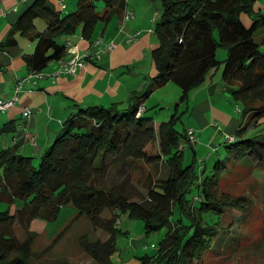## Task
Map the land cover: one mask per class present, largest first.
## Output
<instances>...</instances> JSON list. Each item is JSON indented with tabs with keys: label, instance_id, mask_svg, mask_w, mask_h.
I'll use <instances>...</instances> for the list:
<instances>
[{
	"label": "trees",
	"instance_id": "16d2710c",
	"mask_svg": "<svg viewBox=\"0 0 264 264\" xmlns=\"http://www.w3.org/2000/svg\"><path fill=\"white\" fill-rule=\"evenodd\" d=\"M97 1L78 0L74 11L63 13L51 0H35L0 41V55L18 46V34L26 36L36 45L33 53L23 56L26 66L30 73H42L53 61L69 56V43L63 39L79 28L93 46L112 21L122 22L128 4L103 0L105 9L99 11ZM160 1L161 14L152 27L158 40L151 51L153 85L151 91L133 92L127 111L120 112L117 103L81 107L64 121L61 133L41 153L39 165L23 152L24 131L19 135L13 120L0 121V202L7 204L0 212V264H41L60 238L37 252L31 223L55 221L65 206L107 232L104 240L87 234L78 238L95 264H117L113 255L118 251L121 213L142 220L146 235L165 229L157 251L138 257L135 264H198L226 227L220 222L226 207H244L243 196L214 190L226 162L217 160L209 177L198 174L194 165L185 167L183 142L193 144L188 129L175 127L177 115L157 125L147 115L151 108L142 104L154 88L170 82L180 86V101L188 103L191 92L224 63L223 79L232 86L244 119L226 139L231 142L226 144L227 157L256 160L264 167V132L246 135L264 123V52L255 35L264 28V13L255 9V0ZM244 15L251 18L250 25ZM39 18L44 31L37 28ZM220 48L227 51L225 60L217 57ZM7 135H13V143L4 147L1 140ZM140 156L157 168L154 178L147 176L143 185L147 194L133 175L143 169ZM193 190L198 193L191 195ZM106 212L110 214L105 216ZM211 214L216 217L212 222ZM50 261L72 264L65 257Z\"/></svg>",
	"mask_w": 264,
	"mask_h": 264
},
{
	"label": "rangeland",
	"instance_id": "374dc122",
	"mask_svg": "<svg viewBox=\"0 0 264 264\" xmlns=\"http://www.w3.org/2000/svg\"><path fill=\"white\" fill-rule=\"evenodd\" d=\"M97 5L99 11H104L105 4L103 0L97 1ZM127 5V8L129 7L131 11L137 12L140 17L146 16L150 21L152 20L151 22L154 23L150 28H154L155 22L160 17L162 10V2L160 0H128ZM75 7L71 10L68 8L66 13L74 11ZM41 21L42 25H40L39 30L44 31V21L39 18L35 22H37L39 26ZM136 33L140 32L137 31ZM17 37H19L18 39L30 41V38L20 34H18ZM156 43H158L157 40ZM35 49L36 45L32 46L29 53H33ZM223 52L226 53V50L220 48L218 58L219 55L222 57L221 54H223ZM151 64L153 65L154 62L152 53L148 50L145 52L142 60L133 61V66L130 69L134 67V69L140 71L143 65H147L148 70L142 71L143 73L140 72L143 78L146 74L145 72H148L146 75L150 74L149 70ZM224 68L225 65L223 63L219 69L220 75L223 74ZM142 78H134L132 73L129 75L130 84L136 85L137 82L142 83ZM152 85L153 81L151 79L144 90L151 91ZM191 95L188 103L187 101L181 102V88L173 82L162 87L154 88L150 97L151 103H153L154 106L148 111L147 115H151L157 125L163 121L170 120L173 115H177L178 119L175 127L179 131H184L187 127L193 125L196 128L198 122L202 123L203 117L206 122L205 117H207L210 123L208 130L203 133H196L198 144L193 145L188 142H183L185 146L184 166L194 165L198 174H204L205 177H209L215 172V163L217 160L225 161L228 167L221 172L219 183L214 185L215 192L231 194L232 196H243L244 198L242 200L244 207L241 210L231 206L226 207L225 213L220 219V222L222 221L223 225L226 227L222 229L220 235L216 237L217 239H215L213 243V248L204 254L198 264H264V167L258 165L256 160L235 161L228 159L226 144L229 145L231 142L224 139V136L227 135L223 132L225 131L224 129L227 128L225 120L221 123L222 125L220 124L222 130H218L220 126L217 124V118L219 119L220 117L219 115L226 114V118L228 119V117L232 118V114H234L239 120L238 126L235 129L236 131L240 125L244 124L242 112L239 113L236 102L233 99L232 108L228 107V110H226L224 109L226 106L224 101L213 98V110H207L205 108L207 95L199 93L196 101L194 96ZM110 105L112 104H109V106ZM129 105L130 102L126 100L123 104L119 105V111L124 113L127 111L126 108H128ZM189 105L190 108L188 109ZM80 108L81 107L76 111L78 112ZM198 108H204L206 110L201 114ZM213 111L217 114L215 115ZM211 128L213 129L212 132L209 130ZM61 130L59 133H61ZM260 132H264V123L257 128H250L246 135L248 137ZM157 146L158 145L153 146V148L155 147L154 151L157 150ZM150 149L151 147L149 146L147 150ZM137 160L139 163L143 164V169H138L133 173L134 179L143 193L147 194V190L143 185L146 182L147 176L154 178L157 168L146 165L141 156L140 159ZM34 162L36 165H39L40 158H38V155L35 157ZM192 193L197 194L198 192L197 190H193L191 195ZM16 207V205H13L11 207L12 211H14ZM6 208L7 204L0 202V211ZM77 214L78 211L72 206H65L61 209L59 217L55 221L48 222L40 219L43 221L42 228H40L41 231L34 230V232L37 233L35 250H37V252H42L53 240L56 238L60 239L56 241L55 246L49 249V254L44 255L39 260V263L48 264L50 260L47 258L50 256L54 257V259L65 257L72 264H95V262L82 251L78 238L83 234H87L90 238H101L104 240L108 237V234L100 228H95L87 217H79ZM109 214L110 213L106 212L105 216ZM209 217H211V222L216 219L215 216L212 217V214ZM120 218L121 219L117 223L120 229L117 244L118 251L113 255L115 263L135 264L138 261V257L147 253L152 255L157 251L159 241L165 236V229L161 232H153L146 235L144 222L142 220L131 218L128 214L123 213L120 214ZM17 234L20 237L23 236L19 227H17ZM50 262H54V260Z\"/></svg>",
	"mask_w": 264,
	"mask_h": 264
},
{
	"label": "crops",
	"instance_id": "0c3cea01",
	"mask_svg": "<svg viewBox=\"0 0 264 264\" xmlns=\"http://www.w3.org/2000/svg\"><path fill=\"white\" fill-rule=\"evenodd\" d=\"M34 1L0 0V41L5 40L13 24L18 20L22 12ZM51 1L63 13H66L68 8L71 10L75 5L76 9L78 2V0ZM255 9L264 13V0H255ZM243 18L248 25L251 24V18L249 16L244 15ZM151 21L146 16L140 17L137 12L131 11L128 7L122 22L112 21L105 31L104 38L106 40H115L118 44L117 48L112 52L95 55L76 74L57 73L59 63L58 61H53L43 71V77L35 82L33 78L29 77L31 73L23 58L25 54L30 52L31 47L35 45L31 40L18 39V46L0 55V98H12L16 94V86L24 81L19 91V100L10 110L0 113V121L4 123L13 120L17 126V132H20L19 135H21L22 130L24 131L25 139L23 148L26 155L34 157L38 155L39 158L41 153L56 139L59 131L62 129L64 121L69 116L76 114V110L79 107L91 105L109 106V104L113 103L120 105L126 100L130 101V96L133 92H140L145 89V86L155 75L156 69L154 64L150 66V74L146 75L148 72H145L146 74L143 78L141 73H143L142 71L148 70L147 65H143L140 71L134 69V67L132 69L130 68L133 66L134 60H142L145 52L148 50L152 51L157 45V39L150 28L154 23ZM36 25L40 29L42 21L39 26L37 22ZM137 31L140 32L138 38L129 42L127 34L136 33ZM255 35L264 52V28L256 31ZM63 40L71 42V45L78 46L81 53L91 48L89 41L82 37V28H79L75 34L70 35L67 40ZM93 49L96 50V48ZM226 53L223 52L221 54L222 57L219 55L220 60L226 59ZM219 69L212 70L206 80L191 92L195 101L199 93L207 95L205 105L207 110H213V98L224 101L226 105L224 109L228 110V107L232 108V86L224 81L223 74L220 75ZM132 73L134 78H142V83L137 82L136 85H131L129 75ZM150 97L151 93L148 97H145L144 103L142 104L147 109L154 106L151 103ZM27 106L33 110V115L30 119H27L23 115V110ZM236 106L240 113V104L236 102ZM189 108L190 105L188 106ZM206 109L198 108V111L202 114ZM213 113L215 115L217 114L214 111ZM219 116V119L217 118V124L220 126V129L218 130H222L221 123L225 120L227 128L223 132L227 134L224 136V139H227L235 132L239 120L234 114H232V118L228 117V119L226 118V114ZM205 120L206 122L203 117L202 123L197 121V129L194 125L187 127V129L193 128L196 133H203L208 130L210 124L207 117H205ZM209 130L212 132L213 129L211 128ZM13 135L4 136L1 140V145L5 147L8 144H12L13 138L11 136ZM34 141H37V146H35ZM197 142L193 143V145L198 144ZM42 225V220L35 219L31 223V229L41 231L40 228H42ZM47 259L51 260L54 257L49 256Z\"/></svg>",
	"mask_w": 264,
	"mask_h": 264
},
{
	"label": "built area",
	"instance_id": "2783aa9c",
	"mask_svg": "<svg viewBox=\"0 0 264 264\" xmlns=\"http://www.w3.org/2000/svg\"><path fill=\"white\" fill-rule=\"evenodd\" d=\"M151 31L153 32L152 28ZM138 36L139 33L127 34L129 42L136 40ZM68 43H69L70 55L67 58H63L58 61L59 69L57 73L76 74L79 69L83 68L86 65L87 61L89 60L88 58L92 59L95 55H99L100 53L112 52L118 46L117 42L113 39L106 40L104 38H100L93 44L91 49H88L86 52L81 53L78 46L71 45V42ZM93 48H96V50H94ZM43 75H44L43 72L42 73L33 72L30 74L29 77L33 78L35 82H37V80L42 78ZM23 82L19 83L16 86V94L11 99L0 98V112L4 113L16 105L17 101L19 100V91L23 86ZM23 115L27 119H30L31 116L33 115V110L29 106H27L23 110ZM188 135L190 142L192 143L197 142L198 139H197L196 131L193 128L188 129ZM231 137L232 136H229L228 138ZM34 144L35 146H37V141H34Z\"/></svg>",
	"mask_w": 264,
	"mask_h": 264
}]
</instances>
